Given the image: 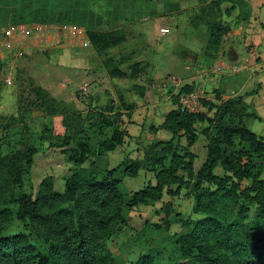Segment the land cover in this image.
<instances>
[{"label":"trees","instance_id":"16d2710c","mask_svg":"<svg viewBox=\"0 0 264 264\" xmlns=\"http://www.w3.org/2000/svg\"><path fill=\"white\" fill-rule=\"evenodd\" d=\"M225 1L233 2L200 0L196 12L189 16L190 27L202 25L206 31L203 49L206 56H213L221 39L232 35L231 25L220 20V4ZM236 1L245 7L239 20L245 22L249 18V5L246 0ZM82 2L80 6L67 3L66 9L65 4L59 3L56 10L51 0H6L5 4L0 3V27L79 24L72 14L83 18L91 13V7ZM87 26L84 34L95 53L125 40L120 27ZM103 65L110 76L124 75L110 58L103 60ZM1 69L0 59V73ZM184 88L187 86L179 92L192 89L181 91ZM130 90L142 97L144 88L133 84ZM27 92L33 98L28 105L47 114H61L64 134L55 136L57 140L48 145L59 148L72 169L64 176L61 191L52 188L51 177L47 176L30 195L18 192V188L30 173L36 147L20 143L12 153L0 152V264H117L106 242L125 225V210L159 200L160 188L173 183L177 187L188 186L191 211L198 217L183 221L187 229L171 238L168 256L163 258L160 250L149 249L130 264H264V141L245 125L247 118L257 117L248 112L242 96L227 97L218 104L210 102L207 112L168 110L161 124L149 129H164L170 133L169 139L147 144L141 158L124 157L115 167L100 168L95 161H89L93 147L81 134L83 118L79 113L32 83ZM214 98L216 101L215 95ZM117 100L120 111H132L139 105V101L128 102L122 96ZM112 123L103 116L93 124L100 135L95 150L98 157L120 146L126 135L118 125L111 126ZM197 123V131L205 139V156L194 171V154L188 147L196 139L194 124ZM104 126L110 127L108 134H104ZM178 133L185 141L181 153L177 151L178 142L174 141ZM166 159L167 166L163 164ZM143 162L157 165L149 167L156 170L155 186L123 194L119 176L136 177ZM215 167L223 174H214ZM177 170L183 171L184 176L177 178ZM15 220L23 230L10 231Z\"/></svg>","mask_w":264,"mask_h":264},{"label":"rangeland","instance_id":"374dc122","mask_svg":"<svg viewBox=\"0 0 264 264\" xmlns=\"http://www.w3.org/2000/svg\"><path fill=\"white\" fill-rule=\"evenodd\" d=\"M81 2L51 0L56 10L59 3L65 4L63 8L66 9L67 3L80 6ZM0 3L5 4L6 0H0ZM82 3L91 7V13L83 18L72 14L79 24L0 27V152L12 153L20 147V143L34 145L37 149L32 155L30 173L24 176L18 192L33 195L41 179L47 176L51 177L52 188L61 191L63 178L72 169L64 161L59 148L48 145V142L57 140L55 136L64 134L61 114H47L28 105L33 99L32 95L27 94L30 83L79 113L83 118L81 134L88 138L93 147L89 161H95L100 168L115 167L124 157L141 158L147 144L168 138L169 132L161 129L155 133L148 126L157 123L168 107L176 106L177 92L183 86L189 89L203 86L215 95L213 104L224 99L225 90L221 87L225 84L226 70L219 74L212 72L211 68L215 61L225 59H218L215 54L204 55L206 31L202 25L192 28L188 23V17L196 12L200 0H83ZM220 8V20L224 24H230L234 29L244 25L239 21L245 13L244 5L233 0L222 2ZM86 24L89 28L120 27L127 37L119 45L95 53L82 34ZM158 27H167L169 33L160 35ZM106 58H110L124 75L110 76L103 65ZM131 72H134L133 76ZM170 77L177 83H173ZM167 80L170 83L163 87L162 82L167 83ZM212 80L219 81L215 89L204 84ZM138 83H142L144 88L142 98L130 90L133 84ZM145 91L149 96L145 97ZM118 96L126 101H139L140 107L128 112L120 111ZM149 104L154 108L146 114L148 107L145 105ZM211 104L204 103L203 107L208 108ZM135 111L138 112L136 122L129 128L128 134L125 125L132 123L129 118ZM129 112L130 116L127 117ZM103 116L113 121L111 126L115 124L123 129L126 135L120 146L98 157L95 150L100 135L93 124ZM246 126L264 141V122L259 125L258 121L248 120ZM109 129V126H104L102 130L108 134ZM44 136L46 139L42 138ZM174 141L178 142L177 151L181 153L185 145L183 135L176 134ZM192 150L195 152L192 168L196 171L205 156L201 134L197 135ZM163 164L167 166V159ZM149 167L155 168L157 165L143 162L136 177L119 176L121 192L128 195L137 189L155 186L156 170ZM213 173L218 176L223 174L219 167H215ZM184 174L181 170L175 171L177 178ZM191 207L192 195L188 186L181 184L177 187L173 183L160 188L159 200L126 209L125 225L120 226L118 232L106 242L116 257V263L130 264L140 253L149 249L160 250L163 258L168 256L171 238L187 229L183 221L198 217ZM19 230H23V226L15 220L10 231Z\"/></svg>","mask_w":264,"mask_h":264},{"label":"crops","instance_id":"0c3cea01","mask_svg":"<svg viewBox=\"0 0 264 264\" xmlns=\"http://www.w3.org/2000/svg\"><path fill=\"white\" fill-rule=\"evenodd\" d=\"M263 1L264 0H247V3L249 5V11H250L248 20L243 22L244 24L243 26L237 29L232 28V35L229 37H223L221 39V42L219 44L217 51L215 52V55H217L218 59L223 58L225 60L224 61L217 60L214 62V64L220 63L224 65L235 66L234 71L232 70L225 71V84L221 87L222 89L225 90V96H223V98L233 97V96H242L243 101L248 106V109H247L248 112H253L255 116L257 117V118H247L245 120V125L248 120L258 121L259 125H263V122H264V5H263ZM188 20H189V17H188ZM160 28H167V27H158L157 31L160 35L165 36L169 33V30L167 28V32L164 34H161L159 32ZM82 34L84 37L85 36L84 32H82ZM126 37H127V34H125V39ZM239 54H240V57H239ZM211 70L212 72H215L213 71V65H212ZM215 73H219V72H215ZM220 73H223V72H220ZM164 82H162L163 84H161L163 87L165 86V84L170 83L168 80L166 81L167 83H164ZM141 84L142 83L140 84L138 83L137 85L142 86ZM204 84H208V86L215 89L218 87L219 81L212 80L211 82H207ZM194 88H203V86L199 85V86H195ZM151 89H154V88H151ZM145 93L144 94L146 97L148 95V92L145 91ZM208 93H211V92H208ZM213 102H215V100ZM145 106L148 107V109L146 108L145 110L146 114L147 112L152 111L154 108L152 104L145 105ZM138 107H140V105L139 106L137 105L135 108H138ZM174 108L173 106L168 107V109H166L163 115L168 110H171ZM200 112H207V108L202 107ZM137 114L138 112L136 111L133 112L132 116L129 118V121L132 123L125 125V130L127 131L128 134H130L129 128L132 127V125H134V123L136 122L135 119H136ZM163 115L159 117V119L157 120L158 121L157 123L155 124L152 123L151 125H153L154 127H157L158 125H160L163 120ZM146 119L150 120V118L148 117ZM198 125H199L198 123L194 124L197 135L200 134L197 131ZM159 130H161V128L156 129L154 132L156 133ZM169 138H170V135L168 138L162 139V140H167ZM158 140H161V139H158ZM194 144H195V141L192 145L188 147V151L191 152L192 154L195 153L192 150ZM204 144H205V139H204ZM131 158H135V157H131Z\"/></svg>","mask_w":264,"mask_h":264},{"label":"built area","instance_id":"2783aa9c","mask_svg":"<svg viewBox=\"0 0 264 264\" xmlns=\"http://www.w3.org/2000/svg\"><path fill=\"white\" fill-rule=\"evenodd\" d=\"M264 5V1H263ZM159 32L164 34L167 32V28H160ZM225 70H235V66L232 65H224L220 63L213 64V71L215 72H223ZM173 83L175 79L170 77ZM86 85V83H84ZM215 100L214 95L208 93L203 88H192L187 92H179L177 94V103L175 108L178 109L180 112L186 113H197L200 112L201 108L203 107V103H210Z\"/></svg>","mask_w":264,"mask_h":264}]
</instances>
